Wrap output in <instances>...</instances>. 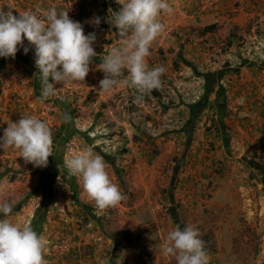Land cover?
<instances>
[{
    "label": "crops",
    "instance_id": "0c3cea01",
    "mask_svg": "<svg viewBox=\"0 0 264 264\" xmlns=\"http://www.w3.org/2000/svg\"><path fill=\"white\" fill-rule=\"evenodd\" d=\"M13 1L4 2L10 4L6 11L11 10L13 15L24 12L22 5ZM236 1L240 6L232 8L231 4ZM252 1L224 0L225 6L216 5L212 11L203 13L213 14L212 21L204 26L216 24L220 35L236 26L242 28L253 19L259 22L255 27L258 35L243 34L245 41L242 44L233 42L225 54L214 55V58L207 53L198 55L197 59H194L196 54L183 55L190 73H186L184 81L176 86L178 103L168 112L175 123L172 130L164 132L156 127L150 131L151 135L142 134L144 144L141 146L130 142L128 148L126 141L119 145L115 140L105 139L91 145L96 138L85 131L75 134L78 127L71 119L52 138L53 155L48 157L44 168L26 163L18 149H0V165L6 164L5 169L0 170V193L2 187L9 185L5 188L7 192L18 198L23 196L14 203L6 218L17 225L30 224L33 227L46 242L44 257L49 255L48 244L57 238L72 242V250L67 256L77 264H95L94 260L100 257L103 237L100 230L77 229L78 215L88 216L95 226L96 217L91 216L86 208H96V205L84 191L80 178L72 175L66 167V161L85 146L103 157L109 178L125 197L116 205L125 217L128 216V167L134 192H147L159 186L171 193L172 201L177 196V201L191 203L192 196L202 193L205 185L210 184L212 202L241 206L251 201L245 194L249 189L243 181V166L252 158L255 159L253 171L264 166V0H254L253 4ZM216 36L206 34L204 39L211 44ZM193 46L196 51L204 50L196 43ZM22 55L25 54L18 52L14 59L0 58V135L10 122L22 116L36 117L40 113L37 70ZM15 68L27 70L28 81L12 76ZM236 101H241L242 105H230ZM66 108L65 105L59 106L60 116L68 114L70 109L65 111ZM209 119L213 120V127L204 131V124H211ZM75 137H79L76 149L66 148ZM122 148L129 151L119 154L117 150ZM156 150L158 153L155 154ZM175 155L182 165L175 166L172 162ZM169 160L168 167L166 162ZM12 174L23 179L15 180V184L6 181ZM55 189L62 192L60 200L66 218L61 222L53 215ZM95 251L97 253L93 254ZM53 256L55 259L59 257Z\"/></svg>",
    "mask_w": 264,
    "mask_h": 264
},
{
    "label": "rangeland",
    "instance_id": "374dc122",
    "mask_svg": "<svg viewBox=\"0 0 264 264\" xmlns=\"http://www.w3.org/2000/svg\"><path fill=\"white\" fill-rule=\"evenodd\" d=\"M5 1L0 0V9L4 11L10 7V4H4ZM8 1L10 3L13 0ZM14 1L21 4L24 11L33 12L38 17L42 11L49 8H55L58 13L68 11L70 19L82 24L85 35L95 33L96 40L93 48L97 55L92 58L85 80L72 82L67 86L57 84L56 94L48 98L58 109L55 123L51 128L52 138L59 128L66 124L62 122V115L59 114V106L65 105L67 106L65 111L70 109L68 114L74 125L78 127L75 134L85 131L87 135L96 138L93 139L91 145H96L105 139L110 142L115 140L119 145H124L126 141L128 148L130 142L141 146L144 144L142 134L151 135L150 131L156 127L162 128L164 132L172 130L175 123L172 122L173 116H170L168 112L178 103L176 86L190 73L188 61L183 55L196 54L194 59H197L198 55L207 53L214 58V55L225 54L228 51L229 47L226 46L228 40L231 45L233 42L242 44L245 41L243 34L258 35L255 27L259 26V22L253 19L242 28L236 26L234 29H229L225 35L218 33V27L214 32L206 33L217 35L211 40V44H208L209 41L204 39L206 34L201 31L204 25L212 21L213 14L209 12L210 14L204 15L203 13L207 10L212 11L216 5L225 6L224 0H168L173 12L162 14L159 17L164 25V31L152 41L150 54L146 58L149 68L156 66L165 68V72L160 77V86L152 89L160 95V98L152 97L151 90L141 94L134 86L119 82L112 91L104 92L99 88V81L104 74L98 66L112 48L120 46L119 37L113 32L114 27L108 22L111 12H116L121 7L117 0ZM231 5L232 8H238L240 3L236 1ZM96 17L103 19L106 29H102L100 24L96 26L92 23ZM253 29L256 32L252 33ZM193 43L198 44L199 48H204V50L196 51ZM24 46L28 47L29 51L22 56L28 58L32 68H35L34 49L27 41H24ZM18 52H23V49L21 48ZM20 69L27 74L24 80L28 81L27 70L15 68V71ZM13 75L15 76L16 73ZM127 75L125 69L123 76ZM39 106L41 107V103ZM209 120L211 124L208 126L204 124V131L213 127V120ZM112 136L114 138H111ZM107 137L110 139H106ZM78 138H72L66 148L76 149ZM124 150L128 149L122 148L117 152L121 154ZM253 161L255 162V159H248L243 166V181L249 189L245 194L250 197L251 201L241 206L212 202L210 184H206L204 190L201 189L202 193L193 195L191 203L177 201L176 195L172 201L171 193L159 186L147 192H134L128 167V216L125 217L117 206L106 208L103 211L88 206L86 211L96 217L97 223L93 226L88 216L78 215L77 229L80 231L100 230L103 236L101 254L98 259L94 260L95 264H175L174 258L163 255L164 239L175 225L181 228L194 226L199 230L201 239H209L214 247L213 253L210 250L206 251L209 264H264V166L261 170L253 171ZM172 162L175 166L182 165V161L176 155L172 158ZM169 163L170 160L166 162L168 167ZM4 167L6 164L0 165V170ZM252 174L257 177L254 178ZM17 179L22 180L23 177L12 174L7 177L6 181L15 184ZM5 188H1L2 202L16 203L23 198V196L18 198L7 192ZM60 198H62L61 190L55 189L52 204L53 215L56 221L61 222L66 215L63 213ZM101 212L103 213L99 215ZM62 239L65 238L53 239L47 248L50 249L51 244ZM69 242L71 247L66 253H53L46 249L49 254L44 257L46 264H59V261H61L60 264H77L67 256L72 250V242L70 240ZM92 253L96 254L97 251ZM87 254L85 252V255ZM53 255L61 258L58 260L59 257H56L55 259Z\"/></svg>",
    "mask_w": 264,
    "mask_h": 264
},
{
    "label": "clouds",
    "instance_id": "9594fccd",
    "mask_svg": "<svg viewBox=\"0 0 264 264\" xmlns=\"http://www.w3.org/2000/svg\"><path fill=\"white\" fill-rule=\"evenodd\" d=\"M117 3L121 7L111 12L108 22L116 29L120 46L112 48L99 64L104 74L99 88L110 92L119 82L134 86L143 94L161 84L165 68H149L146 58L152 41L164 31L159 17L171 14L173 8L168 0H117ZM92 23L98 26L100 18H94ZM95 40V33L85 35L82 24L70 19L68 11L58 13L49 8L38 17L30 11L13 15L11 10L0 9V58L14 59L21 48L27 54L29 48L24 41L32 46L39 81L37 98L42 102L56 94L57 84L67 86L85 80L92 58L97 55L93 48ZM71 119L67 113L62 114L63 123ZM52 146L51 129L46 121L35 116H22L10 122L0 135V149H18L20 157L33 167H47L48 157L53 155ZM66 167L80 178L98 210L114 207L125 198L109 178L103 157L91 147L85 146L73 154ZM13 205L14 202H0V264H46V242L33 227L17 225L6 218ZM204 243L194 226L175 225L164 239L163 255L174 258L175 264H209Z\"/></svg>",
    "mask_w": 264,
    "mask_h": 264
},
{
    "label": "built area",
    "instance_id": "2783aa9c",
    "mask_svg": "<svg viewBox=\"0 0 264 264\" xmlns=\"http://www.w3.org/2000/svg\"><path fill=\"white\" fill-rule=\"evenodd\" d=\"M207 1H210V0H207ZM14 72L16 73L15 76L13 75L15 74ZM14 72L12 76H14L15 78H18V80L23 81L26 78V73L23 70L20 69L17 72L16 71ZM40 103H41L40 113L36 117L43 121H46L49 128L51 129L55 123V117L57 116L58 109L56 105L49 100L43 101V102L41 101ZM230 105L240 107L242 105V102L241 101L230 102ZM70 247H71L70 242L66 239H62L56 243L51 244L49 250L50 252H53V253L62 254V253L68 252Z\"/></svg>",
    "mask_w": 264,
    "mask_h": 264
},
{
    "label": "trees",
    "instance_id": "16d2710c",
    "mask_svg": "<svg viewBox=\"0 0 264 264\" xmlns=\"http://www.w3.org/2000/svg\"><path fill=\"white\" fill-rule=\"evenodd\" d=\"M100 27L102 29H106V24L105 22L103 21V19L100 20ZM217 29V25L216 24H211V25H208V26H205L203 29H202V33L206 34V33H212L214 32L215 30ZM113 32L114 34L118 37V35L116 34V29L113 28ZM226 46L227 47H230L231 46V42L228 40L226 42ZM151 95L152 97L154 98H160V95L155 91V90H151ZM205 243H204V248H205V251H208L210 250L211 253L214 252V247L212 246V244L209 242V239L207 238H204L202 239Z\"/></svg>",
    "mask_w": 264,
    "mask_h": 264
}]
</instances>
